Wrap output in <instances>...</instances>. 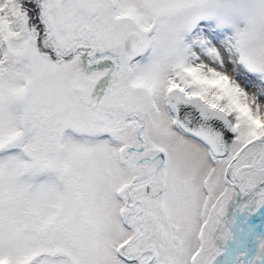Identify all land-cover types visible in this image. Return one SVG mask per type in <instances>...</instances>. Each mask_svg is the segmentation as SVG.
<instances>
[{
	"label": "snow or ice",
	"instance_id": "obj_1",
	"mask_svg": "<svg viewBox=\"0 0 264 264\" xmlns=\"http://www.w3.org/2000/svg\"><path fill=\"white\" fill-rule=\"evenodd\" d=\"M0 264H264V0H0Z\"/></svg>",
	"mask_w": 264,
	"mask_h": 264
}]
</instances>
